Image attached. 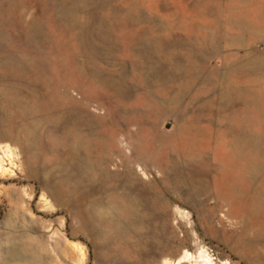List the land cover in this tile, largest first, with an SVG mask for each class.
<instances>
[{
	"label": "rangeland",
	"instance_id": "rangeland-1",
	"mask_svg": "<svg viewBox=\"0 0 264 264\" xmlns=\"http://www.w3.org/2000/svg\"><path fill=\"white\" fill-rule=\"evenodd\" d=\"M264 264V0H0V264Z\"/></svg>",
	"mask_w": 264,
	"mask_h": 264
},
{
	"label": "bare ground",
	"instance_id": "bare-ground-1",
	"mask_svg": "<svg viewBox=\"0 0 264 264\" xmlns=\"http://www.w3.org/2000/svg\"><path fill=\"white\" fill-rule=\"evenodd\" d=\"M186 258H188V254L185 255V257L181 258V259L178 261L177 264H182V263H184ZM203 262H204L205 264H212V261H211L210 258H208V257H206V258L203 260Z\"/></svg>",
	"mask_w": 264,
	"mask_h": 264
}]
</instances>
